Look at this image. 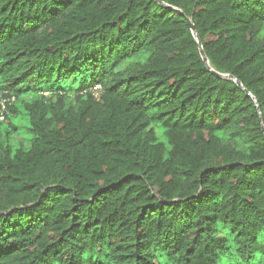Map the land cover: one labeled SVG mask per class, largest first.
<instances>
[{
	"label": "trees",
	"instance_id": "obj_1",
	"mask_svg": "<svg viewBox=\"0 0 264 264\" xmlns=\"http://www.w3.org/2000/svg\"><path fill=\"white\" fill-rule=\"evenodd\" d=\"M0 264H264V0H0Z\"/></svg>",
	"mask_w": 264,
	"mask_h": 264
},
{
	"label": "water",
	"instance_id": "obj_2",
	"mask_svg": "<svg viewBox=\"0 0 264 264\" xmlns=\"http://www.w3.org/2000/svg\"><path fill=\"white\" fill-rule=\"evenodd\" d=\"M188 24H189V26H190V29H191V31H192L194 37L196 38V41L199 43L200 54H201L203 60H204V61L206 62V64L208 65V62H207V59H206L205 53H204V51H203V49H202V47H201V45H200V42H199L198 35H197V33H196L195 27H194L193 23H192L190 20H188ZM214 73L217 74V75H220V76H221V74H219V73H216V72H214Z\"/></svg>",
	"mask_w": 264,
	"mask_h": 264
},
{
	"label": "rangeland",
	"instance_id": "obj_3",
	"mask_svg": "<svg viewBox=\"0 0 264 264\" xmlns=\"http://www.w3.org/2000/svg\"><path fill=\"white\" fill-rule=\"evenodd\" d=\"M21 135H22V136H25L26 134L23 132Z\"/></svg>",
	"mask_w": 264,
	"mask_h": 264
},
{
	"label": "built area",
	"instance_id": "obj_4",
	"mask_svg": "<svg viewBox=\"0 0 264 264\" xmlns=\"http://www.w3.org/2000/svg\"><path fill=\"white\" fill-rule=\"evenodd\" d=\"M2 109H4V105L2 104ZM2 117V116H1Z\"/></svg>",
	"mask_w": 264,
	"mask_h": 264
}]
</instances>
